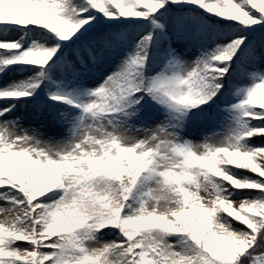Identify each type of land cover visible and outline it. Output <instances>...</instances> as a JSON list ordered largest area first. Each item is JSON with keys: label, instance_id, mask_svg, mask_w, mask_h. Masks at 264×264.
I'll return each mask as SVG.
<instances>
[{"label": "snow or ice", "instance_id": "obj_1", "mask_svg": "<svg viewBox=\"0 0 264 264\" xmlns=\"http://www.w3.org/2000/svg\"><path fill=\"white\" fill-rule=\"evenodd\" d=\"M0 264H264V0H0Z\"/></svg>", "mask_w": 264, "mask_h": 264}]
</instances>
